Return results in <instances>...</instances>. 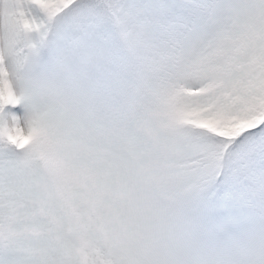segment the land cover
<instances>
[{
  "label": "snow or ice",
  "instance_id": "1",
  "mask_svg": "<svg viewBox=\"0 0 264 264\" xmlns=\"http://www.w3.org/2000/svg\"><path fill=\"white\" fill-rule=\"evenodd\" d=\"M0 264H264V0H0Z\"/></svg>",
  "mask_w": 264,
  "mask_h": 264
}]
</instances>
